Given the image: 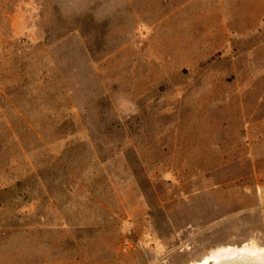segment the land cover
<instances>
[{
	"label": "rangeland",
	"instance_id": "rangeland-1",
	"mask_svg": "<svg viewBox=\"0 0 264 264\" xmlns=\"http://www.w3.org/2000/svg\"><path fill=\"white\" fill-rule=\"evenodd\" d=\"M245 245L264 247V0H0V264Z\"/></svg>",
	"mask_w": 264,
	"mask_h": 264
},
{
	"label": "water",
	"instance_id": "water-1",
	"mask_svg": "<svg viewBox=\"0 0 264 264\" xmlns=\"http://www.w3.org/2000/svg\"><path fill=\"white\" fill-rule=\"evenodd\" d=\"M215 264H264V251L258 255L247 250L217 254L213 259Z\"/></svg>",
	"mask_w": 264,
	"mask_h": 264
},
{
	"label": "bare ground",
	"instance_id": "bare-ground-1",
	"mask_svg": "<svg viewBox=\"0 0 264 264\" xmlns=\"http://www.w3.org/2000/svg\"><path fill=\"white\" fill-rule=\"evenodd\" d=\"M240 250H247L252 254L258 255L264 251V247H260L257 245H245L243 247L228 246V247L224 248L223 251H219L218 254H221V253L224 254L226 252H234V251H240ZM216 255H217V253L209 255V256L205 257L204 259H202L201 261L194 262L192 264H209Z\"/></svg>",
	"mask_w": 264,
	"mask_h": 264
}]
</instances>
